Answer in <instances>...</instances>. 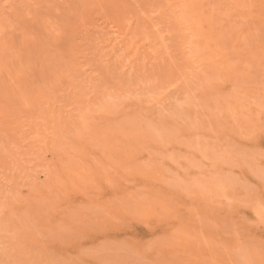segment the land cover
Returning <instances> with one entry per match:
<instances>
[{
	"label": "bare ground",
	"instance_id": "1",
	"mask_svg": "<svg viewBox=\"0 0 264 264\" xmlns=\"http://www.w3.org/2000/svg\"><path fill=\"white\" fill-rule=\"evenodd\" d=\"M1 204L0 264H264V0H0Z\"/></svg>",
	"mask_w": 264,
	"mask_h": 264
},
{
	"label": "rangeland",
	"instance_id": "2",
	"mask_svg": "<svg viewBox=\"0 0 264 264\" xmlns=\"http://www.w3.org/2000/svg\"><path fill=\"white\" fill-rule=\"evenodd\" d=\"M173 86V91H174V96H175V94H176V88H174L175 86L174 85H171L170 87H169V90H170V88ZM168 89V88H167ZM182 89V88H181ZM168 90V91H169ZM167 91V90H166ZM167 91V92H168ZM170 91H172V88H171V90ZM169 91V92H170ZM173 91H172V94H173ZM179 91H182V90H180L179 89ZM167 92H166V94H167ZM168 92V93H169ZM165 94V95H166ZM177 94H179V92H177ZM176 94V96L174 97L173 95H171L170 96V93H169V97H165V99L166 98H168V99H166L167 101L165 102V104L167 103V102H171V104L169 105L170 107H168L167 106V104H169V103H167L166 105L165 104H163L162 103V106L164 107V105H165V107L163 108V111H164V109L166 110V111H168L167 109H169L170 111H172L173 112V110L175 109V111H177V115H179L180 114V118L181 119H183V120H185V121H188V120H192L193 119V117L194 116H192L191 117V113H189L188 111H185L186 109L184 108V107H186V103L185 102H183L184 100H186L187 98H185V97H179V100H178V96H182L181 94L180 95H177ZM183 95H185L186 96V94H183ZM170 97H171V99H170ZM171 100V101H168V100ZM173 99V100H172ZM181 99H184V100H181ZM165 101V100H164ZM174 101V102H173ZM182 101V102H181ZM181 102V103H180ZM184 103V104H183ZM174 104V105H173ZM180 105H181V107H180ZM185 105V106H184ZM188 105V104H187ZM182 106H184L183 108H182ZM173 107H174V109H173ZM182 108V109H181ZM147 110V112L148 111H151L150 109H148V108H146ZM173 109V110H172ZM145 111V110H144ZM143 111V112H144ZM145 111V113H147ZM174 111V112H175ZM144 113V114H145ZM189 113V114H188ZM148 115H150L149 114V112L147 113ZM185 114V115H184ZM146 115V114H145ZM172 115V114H171ZM147 116V115H146ZM183 116V117H182ZM185 116H188V117H185ZM178 117V116H177ZM192 118V119H191ZM194 120V119H193ZM33 202H36V201H34L33 200ZM42 202V201H41ZM32 203V202H31ZM37 205L39 206L40 205V203L38 204V202H37ZM32 206H34L35 208H37L36 207V205H32ZM32 206H30V208H32L33 209V207ZM41 206V207H40ZM39 207L41 208V210L40 209H38V210H40V213H41V211H42V209L44 208L42 205H40ZM34 208V209H35ZM22 209L24 210V209H26L25 207H22ZM21 209V210H22ZM33 209V210H34ZM28 210H30V209H28ZM33 210H31V211H33ZM37 209H35V211H37V213L39 212ZM44 210V209H43ZM44 212V211H43ZM21 213H24L25 214V212H23V211H20V212H15V214L14 215H12V217H14V218H11L10 216L11 215H8L6 212H5V206H4V204H1L0 205V229H1V235H0V261L1 260H5L6 262H10V259H9V257L8 256H6V255H2V252L3 251H5L6 253H8L9 252V249L7 248V243L8 242H5V241H7L8 239H11V238H14V240H15V237L19 234V232H21V233H23L24 234V238L21 240H19L17 243H15V248L16 249H19V246H21V245H25L26 246V244H27V241H28V238H30V237H33L34 239H35V242H37L38 240H41V239H44V238H46V237H44V232H45V230H44V232L43 231H41L40 229H38L37 227V225H36V222L34 221L33 223H35V224H33L32 223V221H30V219H28L27 217H25V216H23L24 214H21ZM241 213H242V215L244 216V217H248L249 215H248V212H246V211H241ZM21 214V215H20ZM39 214V213H38ZM250 214V213H249ZM26 215V214H25ZM24 217V218H23ZM40 217V216H39ZM35 218H36V216H35ZM36 220V219H35ZM93 224V223H92ZM20 227H19V226ZM33 225H35V226H33ZM15 226H17V227H19V229L18 228H16ZM64 227V226H63ZM71 226H67V230H69V229H72L73 230V228H70ZM258 227H260V225H258ZM62 229V228H61ZM60 229V231H62V230H65L64 228L61 230ZM72 230H69V232L70 231H72ZM63 232V231H62ZM64 232H66V230L64 231ZM63 232V233H64ZM68 231L66 232L67 234L69 233ZM73 232V231H72ZM46 233H47V231H46ZM70 234V236H71V234H72V236L75 234V233H69ZM69 234H68V236H69ZM76 235H77V233H76ZM69 236V237H70ZM76 237V236H75ZM51 238H53V237H51ZM78 237H76V239H77ZM74 239V238H73ZM76 239H74V240H76ZM80 238H78V240H79ZM113 239H115V241L113 240ZM121 237H111V239L110 240H108V242L109 241H113V242H115V243H117L119 240L121 241ZM123 240V239H122ZM77 241V240H76ZM104 243L103 245L105 246V244L107 245V243H106V240H104L103 239V237H95V238H91L90 240H83V239H80V241H78V242H80V245H81V248H82V252H85V257H84V259L85 258H87L88 256H90V258L91 257H95L96 255H97V262L96 261H94L95 259H90V258H87V259H89V260H91V261H93L95 264L96 263H98V261H101L102 259H104V258H106L107 257V255H106V253H107V251H108V246H113V244H115V243H110L109 242V244H112V245H109L108 244V246H106L105 248H107L106 250L107 251H105V249L104 248H102L103 247V245H101L102 247H100L101 249H99L98 251L100 252V250H102V249H104V253H102V255L104 256V254H105V256L103 257V258H99V257H101V256H99V255H101V253L99 254L98 252V254H96V251L95 250H97L96 248V246H97V244L99 243ZM124 242H125V240H123ZM124 242L122 243V241L119 243H117V244H119V248H117V250H116V248H114L115 250V252L113 251V248L111 249V248H109V249H111L112 251H113V254H114V256H112L111 255V257L110 258H107L108 260H104V261H107V262H112L111 260L113 259V258H122L123 259V261L125 262L124 264H138L137 262H139V263H144V262H142L141 261V259H140V261H139V258H137L136 257V254H135V252L134 251H132L133 249L132 248H130L129 249V247L127 246H125V244H124ZM126 243V242H125ZM61 244V243H60ZM116 244V245H117ZM127 244V243H126ZM116 245H114V246H116ZM99 246V245H98ZM32 247L33 248H35V245H34V243L32 244ZM96 247V248H95ZM116 247H118V245L116 246ZM99 248V247H98ZM67 249V248H66ZM93 249H94V253H95V255L92 253L93 252ZM67 251V253H68V255L71 257V256H74V252H72V251H70V250H66ZM102 252V251H101ZM109 253L110 254H112L111 253V251L109 250ZM109 253H107V254H109ZM87 254V255H86ZM109 254V255H110ZM94 255V256H93ZM124 257H125V259H124ZM98 258H99V260H98ZM112 258V259H111ZM26 259V258H25ZM28 259V258H27ZM109 259H111L110 261H109ZM127 259V260H126ZM114 260H119V259H114ZM23 261H24V259H22V263H23ZM26 261V260H25ZM70 261H72V260H70ZM115 262V261H114ZM114 262H112V263H114ZM16 264V263H15ZM20 264V263H19ZM25 264H27V263H25ZM28 264H30L29 262H28ZM33 264H35V262L33 263ZM64 264H67V263H64Z\"/></svg>",
	"mask_w": 264,
	"mask_h": 264
}]
</instances>
